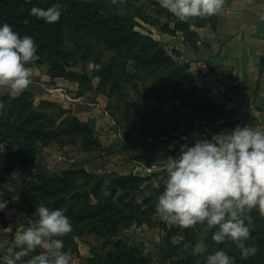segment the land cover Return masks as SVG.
<instances>
[{"label":"rangeland","instance_id":"374dc122","mask_svg":"<svg viewBox=\"0 0 264 264\" xmlns=\"http://www.w3.org/2000/svg\"><path fill=\"white\" fill-rule=\"evenodd\" d=\"M51 1L36 0V4ZM0 2L7 4L8 0ZM82 12L81 8L68 12L76 22L62 32L65 57L40 54L28 62L31 77L36 79L27 86V100L34 102L39 117H27L28 112L19 111L17 105L9 110L14 97L3 100L6 95L0 92V142L5 143V150L0 149V191L7 190L18 208L32 206L27 211L31 220L26 217L23 223L35 221L32 214L40 203L65 208L73 228L60 238L66 241V251L74 256L79 252L76 259L82 264H88L87 258L91 257L94 264H205L207 255L217 248L232 254L235 264H264V245L254 244L257 252L244 257L231 240L214 241L215 226L206 222L193 226L194 232L186 238L184 227L165 220L156 208L167 174L166 162H162L165 148L168 156H176L181 144L192 143L197 136L208 137V129L228 117L224 103L195 87L187 62L178 61L180 55L170 52L159 39L158 27L138 19L144 26L134 29L153 38L157 46L135 36L111 47L107 38L118 36L125 29L107 18L105 8L102 16L89 25L81 23L75 27ZM36 67H43L52 78L75 80L82 90L93 89L107 95L108 109L123 141L105 151H89L97 145L89 133V119L73 120L69 105L46 106L36 101L41 93V87L34 84V80L41 79L34 73ZM49 82L59 84L54 79ZM64 110L67 113L62 115ZM65 118L69 121L61 125ZM42 125L51 130L49 136L36 133L35 129ZM62 126H66L65 132H61ZM27 143L32 152L26 159L28 169L12 167L17 145ZM51 145L53 154L45 148ZM118 163H123V170L128 172H134V165L149 166L152 172L147 180L116 181L114 165ZM129 163L133 165L130 168ZM46 173L55 174L56 178H44ZM91 207H95L97 216L91 213L95 210ZM250 214L257 234L250 236L247 244L264 238V215L258 208ZM186 241H191L192 246L185 248ZM197 243L203 250L194 252ZM11 246L10 237L1 234L0 256ZM189 259L191 262H187Z\"/></svg>","mask_w":264,"mask_h":264},{"label":"clouds","instance_id":"9594fccd","mask_svg":"<svg viewBox=\"0 0 264 264\" xmlns=\"http://www.w3.org/2000/svg\"><path fill=\"white\" fill-rule=\"evenodd\" d=\"M161 3L179 19L188 20L215 14L225 0ZM62 10L59 0L46 8L34 4L30 9L47 22L58 21ZM37 48L31 35H21L6 21L0 23V85L26 88L31 83L28 62L38 55ZM180 148L178 155L166 157L167 174L158 195V212L165 220L183 227L204 222L215 226L214 241L231 240L242 256L254 255L256 245L246 241L252 234L251 210L258 208L264 215V128L237 124L231 130L213 132L210 137L197 136L194 142L183 143ZM0 149L5 150V143L0 142ZM8 203L0 194V210ZM33 216L34 222L20 224L15 230L13 246L0 256V264H71V254L64 250V240L60 238L73 228L66 209L40 203ZM191 246V241L184 244L185 248ZM38 247L43 250L37 252ZM202 250L199 243L193 247L194 252ZM205 264H235V257L217 248L207 255Z\"/></svg>","mask_w":264,"mask_h":264},{"label":"crops","instance_id":"0c3cea01","mask_svg":"<svg viewBox=\"0 0 264 264\" xmlns=\"http://www.w3.org/2000/svg\"><path fill=\"white\" fill-rule=\"evenodd\" d=\"M261 17H264V0H225L224 6L212 15L194 16L188 20H181L176 16L178 21L186 23L190 31L196 34L194 43L186 40L182 31L172 35L159 28L156 30L159 39L170 52L172 49L180 52L178 61L187 62L188 73L194 83L209 89L210 97L224 103L228 117L209 128L208 137L221 129L231 130L237 124L248 123L264 128V19ZM162 21L167 22L165 19ZM170 27L175 28V22ZM34 73L41 76V79L34 80V84L41 87L36 101H49L61 104L64 108L69 105L72 115L81 121H91L94 136L104 148L123 141L108 109L107 95L93 89L82 90L79 82L72 79L52 78L43 67H36ZM50 79L59 81V84H50ZM26 91L27 87L16 90L9 85L3 88L0 86L1 93L14 98ZM45 148L53 154V145ZM168 154V148H165L163 163ZM122 165L123 163L114 165L116 178L133 175L147 180L152 172L149 166H133L129 163V168H134L132 173L123 170L125 165ZM17 167L21 165L18 164ZM6 192L8 191H0L3 199L9 201L0 210L9 221L2 234L14 241L15 230L20 224L25 225L23 222L26 217L29 220L31 218L27 215L28 207L18 208L17 203ZM70 254L71 264H75L76 260H79L77 264H82L79 258L76 259V255ZM81 255L84 256L83 252Z\"/></svg>","mask_w":264,"mask_h":264},{"label":"trees","instance_id":"16d2710c","mask_svg":"<svg viewBox=\"0 0 264 264\" xmlns=\"http://www.w3.org/2000/svg\"><path fill=\"white\" fill-rule=\"evenodd\" d=\"M11 1L12 0H8L7 4H1L0 2V23L6 21L10 23L13 26L14 30L18 31L21 35L24 34L31 35L38 44V48H37L38 55L46 54L48 56L56 55V56H64V57L65 55H67L65 54L67 52L61 49L64 42L63 39L64 37L62 35V32L64 28L66 27L70 28L73 25L75 18H70L68 16V12L70 11V9H77V8H81L83 12L82 15L79 16V19L81 21L78 22L75 27L81 25V23H83V26L89 25V23L93 22L94 19L102 16V8H105L107 18L117 27L125 29V31L121 33H119L117 30H113L114 33H119V34L118 36H109L107 38L109 41L108 43L111 45V47L116 46V43L118 41L126 40L127 42H129L132 39V37L135 36H140L141 38L150 40V43L154 46L158 45V42H156L153 38L149 39L147 36H144L140 32H136L134 30L136 27L144 26L142 23L138 21V19H141L145 23H149L153 26H156L161 31L168 32L172 35H176L177 31H182L185 35L186 40L190 41L191 43H194V39L196 38V34L190 31L189 26L186 23L178 21L174 13L171 12L166 7H164L162 3L157 0H61V5H64V7H62L63 10L60 19L55 22H47L44 18L38 17L31 13L30 9L34 4H36V0H14L16 1L15 4H10ZM53 2L54 0H52L50 3L41 2L36 5L46 8ZM25 19L28 20V23L24 22ZM164 19L167 20L166 23H163L162 20ZM172 22H175V28L173 29L170 27V24ZM171 51L173 54H176L177 56L180 55V52L177 51L176 49H172ZM57 61L60 62L59 60ZM188 68L189 65L187 64V70ZM190 78L192 79L191 75ZM195 87L201 89L202 91H205L206 93H209L210 91L209 89L200 87L196 84ZM28 96H29V92L26 91L20 97H15L12 100L9 110H11L12 108L14 109L15 106L17 105L16 108L19 111L28 112L27 117L29 118L36 116L39 117L40 113L37 112V108L34 107V102L33 101L29 102L27 100ZM9 97L10 96L6 95L2 99L3 100L5 99L7 101ZM2 99L0 102H2ZM43 104H45L46 106H53L55 103H51L49 101H42L40 105ZM222 106L224 107V104ZM64 113H67V111L64 110L62 115H64ZM75 119L77 121V118L73 117V120ZM67 121H69V118L66 120H62L61 125H64ZM53 123L54 122H52L50 125H52ZM35 131L36 133H39L41 135L49 136L51 130H45V127H43L42 125V127H37ZM65 131H66V126L64 127L62 126L61 132H65ZM89 133L93 138L96 139V144H97L96 146L90 147L89 151H105V148L102 147L99 140L94 136V132L92 128L89 130ZM17 146L19 147L10 165L12 167L13 166L15 167L19 164L23 166L25 169H28L29 166L27 165L28 162L26 159L32 156L31 149L29 148L30 146L28 143L23 144L21 146L18 144ZM43 177L44 178L51 177L53 179L56 178V175L46 173L43 175ZM131 179L145 180L144 178L134 177L133 175H130V176H123L120 178H116V181L121 180L127 182L130 181ZM30 207L27 208V211H30L32 209V206ZM93 208L95 209V207ZM93 208L91 207L90 210H92ZM91 213L94 216L98 215L96 209ZM8 224L9 221L6 218V215L0 212V235L8 227ZM196 225L197 224L193 226ZM193 226L184 227L185 230L184 235L186 238L194 232ZM255 234H257V231H255L252 228L251 236ZM65 242L66 241L64 240V243ZM253 244L263 247L264 238H261L259 241H256ZM182 252H184V250H182ZM76 255L80 257L78 251ZM193 256L194 255H190V257ZM87 262L88 264H94L93 257L87 258ZM187 262H191V260L189 259ZM172 264H180V263L173 262Z\"/></svg>","mask_w":264,"mask_h":264}]
</instances>
